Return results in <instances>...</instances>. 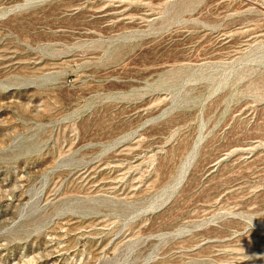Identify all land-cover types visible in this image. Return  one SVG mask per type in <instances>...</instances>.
Here are the masks:
<instances>
[{"label": "rangeland", "instance_id": "374dc122", "mask_svg": "<svg viewBox=\"0 0 264 264\" xmlns=\"http://www.w3.org/2000/svg\"><path fill=\"white\" fill-rule=\"evenodd\" d=\"M0 264H264V0H0Z\"/></svg>", "mask_w": 264, "mask_h": 264}]
</instances>
